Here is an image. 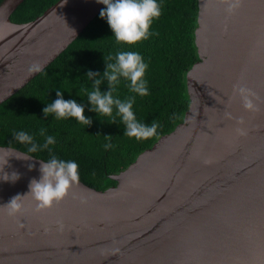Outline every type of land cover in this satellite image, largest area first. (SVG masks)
Masks as SVG:
<instances>
[{"label": "water", "instance_id": "water-1", "mask_svg": "<svg viewBox=\"0 0 264 264\" xmlns=\"http://www.w3.org/2000/svg\"><path fill=\"white\" fill-rule=\"evenodd\" d=\"M23 2H0V104L104 7L58 0L34 20L13 23ZM196 3L188 108L109 176L114 186L98 191L79 180L60 202L37 209L25 194L43 160L0 146V168L10 156L3 171L20 174L0 180V264H264V0ZM33 64L41 70L30 73ZM241 86L253 110L243 107ZM16 195L23 210L10 215L3 205Z\"/></svg>", "mask_w": 264, "mask_h": 264}, {"label": "trees", "instance_id": "trees-1", "mask_svg": "<svg viewBox=\"0 0 264 264\" xmlns=\"http://www.w3.org/2000/svg\"><path fill=\"white\" fill-rule=\"evenodd\" d=\"M57 1L24 0L10 20L17 24L32 21ZM157 2L161 14L150 26L151 35L134 45L117 42L106 20L98 14L49 66L0 104V146L11 145L25 153L27 145L14 139L16 132H28L38 144H43L45 136L52 135L55 144L50 146L51 153L43 150L30 155L43 161L50 154L74 160L78 164L79 180L85 185L98 191L114 186L116 183L109 176L126 168L158 137L181 123L188 108L184 74L197 61L193 39L197 3L196 0ZM127 50L139 52L147 63L145 79L149 92L146 96L131 93L128 81L121 78L113 95L122 100L135 96L133 111L137 120L158 125L154 136L142 140L126 136L125 125L119 117H116V123L109 124L105 122L108 118L90 112L86 96L78 95L81 85L85 84L84 74L89 69L102 74L109 56L114 58L117 51ZM85 86L91 87V82ZM56 89L65 91L64 99H75L84 104L85 116L92 118L90 126H83L74 118L43 116L42 108L56 98ZM106 90L105 81L101 91ZM41 129L45 130L43 136ZM106 135L110 137L108 140ZM105 143H111L112 147L105 149Z\"/></svg>", "mask_w": 264, "mask_h": 264}, {"label": "clouds", "instance_id": "clouds-1", "mask_svg": "<svg viewBox=\"0 0 264 264\" xmlns=\"http://www.w3.org/2000/svg\"><path fill=\"white\" fill-rule=\"evenodd\" d=\"M66 2V0H64ZM97 3L104 5L100 10L99 16L106 20L112 35L117 42L127 45H134L137 42L147 39L151 33L150 26L154 19L161 14V8L157 0H96ZM236 5L229 4L231 11ZM104 59V58H103ZM108 62H105L103 73H98L89 69L85 74V84H82L79 93H83L87 98L88 110L94 112L98 117L108 118L106 123H116V117L125 125L124 134L136 140L147 139L156 134L158 125L153 122L151 125L137 120L133 111L135 96L127 99H120L114 96L116 86L120 84L121 78L128 81V88L131 93L139 96L148 95L147 81L145 72L148 68L142 55L136 51H117L115 57L109 56ZM105 61V60H104ZM40 64H33L29 67L30 73L39 72ZM91 82V87L85 86ZM107 82V90L101 91V85ZM64 90L56 89V98L42 108L44 117L53 114L56 119L74 118L83 126H90L92 118L84 114L85 106L78 103L75 99H64ZM238 93L242 99L245 110H253L254 104L251 99L252 93L245 87H239ZM99 120V119H98ZM100 121V120H99ZM101 122V121H100ZM240 135H244L243 129H237ZM45 130H40V135H44ZM110 137L105 136L108 140ZM14 139L24 145H27L25 154L22 157L28 159L32 157L31 153L48 150L52 152L51 145L55 144V138L52 135L45 136L43 144H38L33 135L26 131H18ZM105 149L112 147L111 143H105ZM14 151L9 146L5 151ZM10 157V156H9ZM7 157L0 168V180L15 182L19 179V173L16 171L6 173L4 166L8 163ZM31 168L32 165H29ZM39 179L33 178L28 185L29 191L25 195H31L36 202L37 209L50 208L54 203L60 202L68 193L71 187L79 183L78 164L74 160H64L54 154H50L46 161H42L39 167ZM23 195V196H25ZM20 195L12 197L6 205L10 215L20 214L23 205L20 202Z\"/></svg>", "mask_w": 264, "mask_h": 264}]
</instances>
